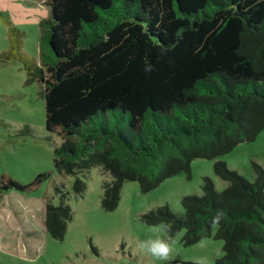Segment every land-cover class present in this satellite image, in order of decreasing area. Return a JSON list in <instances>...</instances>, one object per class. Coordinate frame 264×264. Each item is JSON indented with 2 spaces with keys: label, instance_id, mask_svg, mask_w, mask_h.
Returning a JSON list of instances; mask_svg holds the SVG:
<instances>
[{
  "label": "trees",
  "instance_id": "1",
  "mask_svg": "<svg viewBox=\"0 0 264 264\" xmlns=\"http://www.w3.org/2000/svg\"><path fill=\"white\" fill-rule=\"evenodd\" d=\"M45 1L41 60L11 24L0 61L20 60L42 82L46 129L62 139L55 166L75 174L76 197L93 166L110 175L101 204L112 210L127 180L148 192L180 172L191 177L197 157L217 158L225 188L204 175L182 211L164 203L142 218L169 238L184 229L185 245L222 239L215 264H264V167L253 161L250 180L218 158L264 129V0ZM50 174L21 183L2 173L0 191L33 190ZM72 218L64 196L46 203L53 236L64 238Z\"/></svg>",
  "mask_w": 264,
  "mask_h": 264
},
{
  "label": "rangeland",
  "instance_id": "2",
  "mask_svg": "<svg viewBox=\"0 0 264 264\" xmlns=\"http://www.w3.org/2000/svg\"><path fill=\"white\" fill-rule=\"evenodd\" d=\"M0 9V50L10 44V25L24 31V48L41 60V20L51 16L45 0H7ZM62 139L46 129L43 84L28 79L20 60L0 61V175L6 173L21 183L51 171L35 189L0 191V264H185L194 260L215 264L223 253V240L205 237L185 245L184 229L169 238L163 225H150L142 213L164 203L183 210L184 194H201L202 178L211 176L218 189L227 181L214 171L217 158L197 157L191 177L186 172L167 177L157 187L143 192L137 180H127L115 209L101 204L105 174L93 166L86 175L87 188L76 197L75 174L60 172L55 166V148ZM250 180L256 178L253 161L264 167V129L252 141H242L218 157ZM84 177V176H83ZM59 186V190L56 187ZM67 198L73 210L64 238L53 236L45 226L46 203ZM154 229L172 242L167 260H157L138 248V242L154 236Z\"/></svg>",
  "mask_w": 264,
  "mask_h": 264
},
{
  "label": "clouds",
  "instance_id": "3",
  "mask_svg": "<svg viewBox=\"0 0 264 264\" xmlns=\"http://www.w3.org/2000/svg\"><path fill=\"white\" fill-rule=\"evenodd\" d=\"M219 219V215L217 216ZM155 235L138 242V248L157 260H167L173 251L172 242L160 235L161 229L153 230Z\"/></svg>",
  "mask_w": 264,
  "mask_h": 264
},
{
  "label": "crops",
  "instance_id": "4",
  "mask_svg": "<svg viewBox=\"0 0 264 264\" xmlns=\"http://www.w3.org/2000/svg\"><path fill=\"white\" fill-rule=\"evenodd\" d=\"M6 2H7V0H0V9L3 11L8 10V8L6 7Z\"/></svg>",
  "mask_w": 264,
  "mask_h": 264
}]
</instances>
